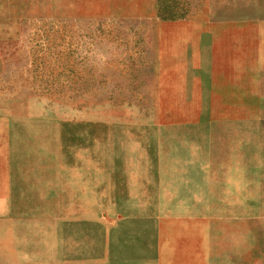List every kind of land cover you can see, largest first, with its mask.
Returning <instances> with one entry per match:
<instances>
[{
	"label": "rangeland",
	"instance_id": "obj_1",
	"mask_svg": "<svg viewBox=\"0 0 264 264\" xmlns=\"http://www.w3.org/2000/svg\"><path fill=\"white\" fill-rule=\"evenodd\" d=\"M0 264H264V0H0Z\"/></svg>",
	"mask_w": 264,
	"mask_h": 264
}]
</instances>
